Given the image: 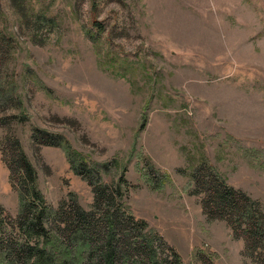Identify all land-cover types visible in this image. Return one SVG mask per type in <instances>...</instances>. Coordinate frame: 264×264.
<instances>
[{"label":"rangeland","instance_id":"obj_1","mask_svg":"<svg viewBox=\"0 0 264 264\" xmlns=\"http://www.w3.org/2000/svg\"><path fill=\"white\" fill-rule=\"evenodd\" d=\"M203 163L264 208V0H0V242L22 181L103 217L98 173L160 258L264 264L205 210Z\"/></svg>","mask_w":264,"mask_h":264},{"label":"trees","instance_id":"obj_2","mask_svg":"<svg viewBox=\"0 0 264 264\" xmlns=\"http://www.w3.org/2000/svg\"><path fill=\"white\" fill-rule=\"evenodd\" d=\"M32 136L38 140L41 135L35 132ZM46 136L43 143L59 144L56 141L59 137L51 133ZM84 167L82 162H73V169L80 175L85 174ZM196 172L197 184L206 193L205 210L208 205L211 209L209 216H234L238 223L235 229L242 228L250 255L254 247H264L262 203L211 171L212 176L204 163ZM26 174L32 177L28 165ZM89 181L94 186L97 205L103 206V217L98 218L74 202L66 209L63 205L54 210L36 186L28 187L24 181L16 186L20 212L11 226L20 235L16 237L10 231L0 242V264H184L174 249L171 260L159 257L162 237L145 231L148 227L145 220L126 216L111 197L109 187L99 184L98 173ZM32 199L42 204L37 205ZM229 219L234 224L232 217Z\"/></svg>","mask_w":264,"mask_h":264},{"label":"crops","instance_id":"obj_3","mask_svg":"<svg viewBox=\"0 0 264 264\" xmlns=\"http://www.w3.org/2000/svg\"><path fill=\"white\" fill-rule=\"evenodd\" d=\"M219 171V170H218ZM228 182V181H227ZM229 183V182H228ZM230 185H232V184H230ZM232 186H234V185H232ZM235 188H238V189H242V188H245V187H243V186H240V187H236V186H234ZM242 190H244V189H242ZM245 191V190H244Z\"/></svg>","mask_w":264,"mask_h":264}]
</instances>
